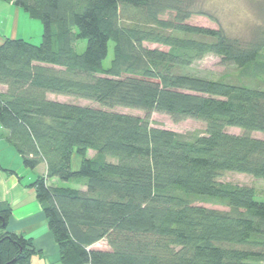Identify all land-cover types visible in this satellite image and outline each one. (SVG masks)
Here are the masks:
<instances>
[{"label": "trees", "instance_id": "trees-1", "mask_svg": "<svg viewBox=\"0 0 264 264\" xmlns=\"http://www.w3.org/2000/svg\"><path fill=\"white\" fill-rule=\"evenodd\" d=\"M12 1L41 22V42L0 44V127L24 168L45 165L29 187L60 263L264 264V202L252 187L218 181L227 172L264 180V28L242 43L189 24L192 0ZM208 55L238 78L188 73ZM115 108L201 121L205 131L185 138ZM11 212L0 203V264H30L36 250L7 230ZM102 241L107 250L92 249Z\"/></svg>", "mask_w": 264, "mask_h": 264}, {"label": "rangeland", "instance_id": "rangeland-1", "mask_svg": "<svg viewBox=\"0 0 264 264\" xmlns=\"http://www.w3.org/2000/svg\"><path fill=\"white\" fill-rule=\"evenodd\" d=\"M192 1L194 14H192L188 20L189 24L210 29H220L227 37L236 39L242 43L251 41L256 34H260L264 28V0ZM37 21V23H40L42 29L41 22L39 20ZM40 42L36 45L40 44ZM148 47L161 49L155 45H148ZM84 48L85 42H79L75 50L78 54H81L84 51ZM262 55L264 57V51H262ZM111 57L112 45H109L108 58L103 63L104 67L108 66ZM188 71L191 75L199 76L207 80L235 81L239 75V70L237 68L222 64L220 59L213 55L205 56L202 60L193 64ZM48 98L51 101L66 102L84 107L101 109L96 103L72 97L49 94ZM113 111L138 117L145 120L150 127L169 130L178 135L184 136L185 138H193L195 136L203 135L205 131L204 123L197 120L184 119L174 121L169 116L161 113L145 112L137 109L115 108ZM226 132L234 135L242 134L241 130L235 128H228L226 129ZM251 136L254 138L263 137V135L259 133H252ZM93 154L92 151H87L86 157H92ZM80 161L81 157L74 152L71 157L72 171H77L79 169ZM107 161L111 163L116 162L114 158L110 157H107ZM218 181L237 186L252 187L257 192L256 200L264 202V180L255 179L246 174L227 172L223 173ZM49 183L64 187L81 188L80 185L74 182L61 183L54 180ZM195 204L209 209L225 210V208L221 207L219 204L208 200L198 201ZM92 249L107 250L108 247L107 244L102 241L95 244Z\"/></svg>", "mask_w": 264, "mask_h": 264}, {"label": "crops", "instance_id": "crops-1", "mask_svg": "<svg viewBox=\"0 0 264 264\" xmlns=\"http://www.w3.org/2000/svg\"><path fill=\"white\" fill-rule=\"evenodd\" d=\"M37 22L12 0H0V44L11 39L36 45L42 31ZM7 140L8 133L0 127V203H7L12 209L7 230L32 241L36 254L30 264H61L42 208L29 187L37 177L44 176L45 165L40 164L34 170L24 168L20 156Z\"/></svg>", "mask_w": 264, "mask_h": 264}]
</instances>
